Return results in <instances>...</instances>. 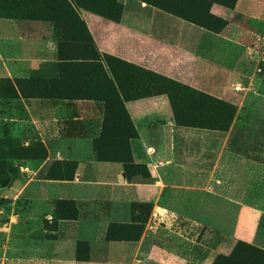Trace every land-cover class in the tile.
Here are the masks:
<instances>
[{
  "label": "crops",
  "instance_id": "1",
  "mask_svg": "<svg viewBox=\"0 0 264 264\" xmlns=\"http://www.w3.org/2000/svg\"><path fill=\"white\" fill-rule=\"evenodd\" d=\"M210 13L227 21L221 32L143 0H123L117 23L83 13L95 46L86 44L87 51L102 64L83 69L66 59L80 44L60 47L52 23L0 17V78L53 81L61 94H95L103 76L114 75L137 132L130 139L133 162L148 171L145 176L130 170L128 178L121 162L97 159L93 141L102 130L104 101L64 95L13 100L35 135L23 144L41 143L47 157L35 161L32 172L27 168L31 176L22 175L18 188L35 202L25 211L27 221L35 220V237L9 241L1 264H212L229 256L238 241L235 217L216 220L227 233L204 255L197 252L200 222L187 215H235L242 209L259 214L251 244L264 250V0H237L232 9L215 3ZM155 73L235 105L229 128L156 121L166 99L155 94L165 84ZM115 143L104 141L102 148L122 145ZM54 161L76 162L73 178H45ZM147 199L150 216L142 222ZM58 201H73L76 218H57Z\"/></svg>",
  "mask_w": 264,
  "mask_h": 264
},
{
  "label": "trees",
  "instance_id": "2",
  "mask_svg": "<svg viewBox=\"0 0 264 264\" xmlns=\"http://www.w3.org/2000/svg\"><path fill=\"white\" fill-rule=\"evenodd\" d=\"M143 1L206 30L219 33L225 28L227 21L211 14V6L216 3L222 8L232 9L237 0ZM122 8L123 0H0V17L19 21L32 20L52 23L57 32L55 36L60 47L64 43H68V41L80 44V47L77 49L78 53L66 59L75 60L73 64L78 67L77 69H83L85 64L99 65L100 67L102 64L98 59V54L95 56L87 51L86 44H88L89 48L93 49H95V46L82 19V14L99 15L111 23H117L119 22ZM104 59L110 67V57L104 55ZM154 76H156L157 81H164L166 84L162 86L161 83H158L160 88L166 89V94L173 110L172 119L175 124L218 130H227L229 128L235 114V105L219 100L206 93L196 91L189 86L158 73H155ZM103 78L105 81H102L101 86L98 84V87H95V94L86 93L83 90L74 94H61L56 91L53 81L34 78L11 81L10 79L0 78V101H13L18 98H54L62 97L61 95L68 98H95L104 101L105 112L102 130L99 137L93 141V149L96 152L97 159L100 161L121 162L124 174L128 178L132 173H130V170L148 176L145 166L134 164L133 162L130 139L137 138V132L119 96L117 85L114 83L115 77L113 75L110 78L106 74ZM157 92L161 91H156V94ZM184 95H186L185 98L187 97L191 100L186 105L192 108L191 112H202L201 115H196V121H193L192 118L184 119L178 115L176 105L179 103V100L182 101L181 98ZM193 97L197 98L198 101L195 102ZM193 102L201 107H194ZM116 126L122 127L123 130H115ZM109 140L113 141L114 145L116 144L115 141H117V143H121L123 146L120 145L119 148H102V143ZM13 141L15 140L9 138L0 139V191L10 188L17 177V170L11 161H42L47 157V151L41 143H33L29 146L20 144L18 148L12 149L13 147H9L13 144ZM75 169L76 162L54 161L49 166L45 178L71 180ZM55 210L57 218L74 219L77 216V209L73 201H58ZM62 210H68L69 213L67 215L62 214ZM243 214L254 215V218L258 219L257 213L242 209L237 222L238 226L235 230V236L239 239L238 242L229 256H217L212 264H264V250L251 244L255 221L253 219L249 221L251 225L249 230L240 231L238 228L243 219ZM142 227V223L137 226L139 229L138 236L141 233Z\"/></svg>",
  "mask_w": 264,
  "mask_h": 264
},
{
  "label": "rangeland",
  "instance_id": "3",
  "mask_svg": "<svg viewBox=\"0 0 264 264\" xmlns=\"http://www.w3.org/2000/svg\"><path fill=\"white\" fill-rule=\"evenodd\" d=\"M236 22L238 24L248 25V23H244L242 21L237 20ZM249 24L252 26V28H254L253 23H249ZM258 25L259 24L257 23L256 26ZM258 66L262 70L263 66L262 65H258ZM157 91H161V92H157V94L155 93L157 96L165 97L166 106L162 107L160 105V108L163 110L162 111L163 117H159L158 119H156V121H161V120L173 121L172 119L173 110L171 108L168 96L166 94V89L159 88L157 89ZM185 96L186 95H184L181 98L182 101L179 100V103L176 105L178 115L184 119L192 118L193 121H196L197 118L196 115L199 116L201 115L202 112H198V111L195 113L191 112L192 108L186 106L191 100L190 98L187 97L185 98ZM251 96L252 94H248L247 99H250ZM193 98L195 102L198 101L197 98L195 97ZM180 104L181 106H179ZM193 106L199 108L201 107L194 102H193ZM20 109L21 107L19 105V102L17 101H13V102L0 101V139L9 138L15 140L13 141V144H11L9 147V148L13 147L12 149L18 148V146L20 144H23V142L27 138H31V139L35 138L33 130L31 129V127H28L29 124H27V122L22 123V120L26 121L27 118L25 117V115H23ZM189 115L191 116L189 117ZM7 117H10L12 119V122L6 121L5 119ZM21 123L23 127H21ZM11 163H13L14 168L17 170V177L8 190L4 192H0V257H4V251L9 241L16 238L17 239L23 238L26 236H30L34 238L36 232L35 220L33 219L32 221H27L25 218L26 216L25 211L26 210L29 211V209L33 210L36 206L35 202L33 200L31 201L29 198H27L24 195L21 196L18 193L19 190L18 188L20 187L21 183L25 181L24 180L25 175H27V178L31 176V173L26 172L27 168L32 172L33 170L36 169L37 164L35 163V161H27V160H16V161H11ZM22 175L24 179L21 178ZM204 201L208 202L209 204L211 203L210 199H204ZM141 205L143 206L144 208L143 210L145 212L141 214L140 218L142 222L143 221L145 222L150 216L149 213H150L151 205H149L148 199L146 202H143ZM239 215L240 213L235 215H222V214L218 215V214L207 213L206 211L199 213L197 215L195 214L187 215L191 218H196L200 222V226H199L200 234L197 238V242L200 244L197 246V252L204 255L211 254V248L213 247V243L223 238L227 233L226 229H222V228L219 229V226L215 224L217 219H219L220 223L222 221L226 223L229 217H235L233 230L234 229L236 230L238 226L237 222ZM251 219L255 221L253 228L255 230V228L258 226L259 223V214H258V219L254 218V215L243 214V219L238 227L240 231H246L251 228V225L249 223Z\"/></svg>",
  "mask_w": 264,
  "mask_h": 264
}]
</instances>
